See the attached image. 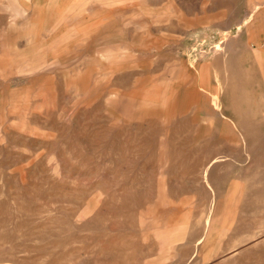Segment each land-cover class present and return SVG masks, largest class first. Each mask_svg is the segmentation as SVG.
Listing matches in <instances>:
<instances>
[{
	"label": "rangeland",
	"instance_id": "rangeland-1",
	"mask_svg": "<svg viewBox=\"0 0 264 264\" xmlns=\"http://www.w3.org/2000/svg\"><path fill=\"white\" fill-rule=\"evenodd\" d=\"M5 1L7 13L0 12V54L7 55L12 63L17 62L14 56H21L19 63L23 58L30 61L38 53L23 50L26 45L20 37L21 26L27 22L44 23L42 19L34 21L30 13L36 6L42 8L45 0H39L40 5H35L34 0ZM249 2L144 0L145 8L162 11V15L158 20H134L135 25L149 31V35L132 44L131 55L137 67L131 70L128 80L95 92L97 103L93 102L94 96H88L74 105L76 93L66 90L65 80L71 76L68 72L72 64L98 56L90 47L99 45L100 32L89 37L90 47L63 55L69 57L65 64L52 63V55L47 53L44 56L49 65L38 73H12L4 81L0 77V111L6 118V123L0 125V264H264V126L259 137L253 136L252 140V135L243 132L244 148L235 146L240 143L236 139V118L229 104H218L219 116L232 121L233 129L225 147L231 156L217 166L213 159L221 149L210 146L217 137L215 131L210 143L200 142L199 129L210 119V114L202 111L205 101L199 98L193 106L186 100L189 90L199 89V77L192 86L176 88L177 104H131L129 108L124 104L129 94L138 95L133 79L146 83L152 80L159 86L176 63L187 77L196 76L197 53L232 37L242 22L241 39L233 46L237 49L235 57L228 61L239 64L234 66L235 72L242 69V84L254 97L249 96L253 107L262 103L257 107L264 108L261 66L252 51L256 45L264 49V32L256 26L255 7ZM258 7L262 9L264 4ZM62 14L53 9L46 21H52V26L68 25L67 20L58 19ZM253 22L252 28L261 32L248 36L247 25ZM132 24L122 26L117 20L115 26H108L109 43L129 41L126 34ZM221 25L228 28V34L219 30ZM41 38L37 37L35 44L42 42V48L53 39ZM210 54L205 61H212L211 51ZM187 59L189 67L184 65ZM216 61L213 59V63ZM210 79L211 86H216L215 79ZM43 88L52 90L54 99L50 105L39 104L40 97L29 104L13 100L15 104H6L4 89L8 94ZM111 88L119 103L108 115L103 107ZM1 116L0 123L4 118ZM19 122L28 130L14 126ZM163 139L167 142L166 169L160 166L159 157ZM220 168L228 170L229 175L226 181L217 183ZM159 178L164 182L166 203L158 194ZM236 178L243 181L241 210L231 227L217 224L220 231L208 233L212 191L216 205ZM177 227V231L167 233L171 236L169 242L164 243L156 235L160 230Z\"/></svg>",
	"mask_w": 264,
	"mask_h": 264
},
{
	"label": "bare ground",
	"instance_id": "bare-ground-1",
	"mask_svg": "<svg viewBox=\"0 0 264 264\" xmlns=\"http://www.w3.org/2000/svg\"><path fill=\"white\" fill-rule=\"evenodd\" d=\"M136 1L137 0H48L46 2V0H45L42 8H38V6H36L34 9H32V11L30 13V16L32 17V19H34V21H36L37 19L38 20L42 19V20H44V23L42 25H39L36 22H32V23L27 22L21 26V29H23V30H22V33L20 34V37L23 38L24 43L26 45V48L23 50L26 51V49H31L28 51H30V52L33 51L34 53H38V55L32 57L30 59V61H27L28 60L27 59L28 56H27V57H25L27 60H25L23 58L20 63H19V60L21 59V56L19 58L14 56V59L17 60V62L12 63L10 61L12 59L7 58V55L0 54V60L1 59L4 60L3 62L0 61V77H1V80L4 81L5 80L4 78L5 77L7 78V76L9 74H12V73L19 74V75L24 74V73L25 74L38 73V71H40L42 68H45L46 65H49V62L47 63L46 56H44V54H47V53H51L52 63H60V64L64 63L65 64V62L68 60L69 57H65L63 55H65L66 53H68L70 51L72 52V50H82V49H84L85 46L90 47L91 43L89 42V40H90L89 37H92V36L96 37L99 35V32H100L102 36L100 38L99 45L96 47L94 44H92V47H90L92 49V52H94L98 56L92 57V58L85 57L82 59V61H79V62L77 61L75 63L73 62L74 63V64H72L73 69L68 72L71 74L70 78L65 76V77H67L66 79H68V80H65L66 90L71 92V94H72V92L76 93L74 99L77 101L75 102L74 105L79 104L80 102L85 100V98H87L88 96L89 97L94 96L93 102H95V103H97V101L99 102L98 94L95 92H100V89L101 90H104V89L108 90L112 85L114 86L118 82L128 80L129 77L131 76V70H134L137 67V64H136L137 62L135 60L136 58H134L133 55H131L134 53V50L132 48V44L133 45L135 44V42H136L135 39H139L143 35H149V33H148L149 31H147L143 25L142 26L135 25L134 20H136V21L137 20H143L144 21L146 19L158 20L159 17L162 15V11L161 12L160 11L155 12V11H152V10L145 8L143 6L144 0H138L137 3H135V5L138 6L136 9L134 6V2H136ZM33 3L35 5H37V4H39V0H34ZM115 7H117V8H115ZM254 7H255V5H253L252 8H254ZM50 8L52 10L55 9L56 11L63 12L64 14L66 13L67 14L66 16H64V14L59 15L58 19L64 20V21L67 20L68 25L56 24V25L52 26L51 25L52 21L50 23H49V21H46L48 19V16L52 13V10ZM252 10H255V8ZM10 16H12V15H10ZM163 16H166V15H163ZM166 17L172 18L171 15H168ZM117 20L119 22H121L122 26L128 25L129 22H131V21L133 22L131 27L128 28V29H130L129 33H131V34H129V33L126 34V35H129L130 40L124 41V42L122 41L120 43L118 41V44H110L109 39H108L109 35H110L108 31L110 29L108 28V26H115ZM253 24H254V22L247 25L245 32L247 33L248 36L258 35V34H260L259 32H261V31L258 32L257 29L252 28ZM160 26H161V24H160ZM237 26H238L237 32L232 37L228 36L222 42H219V43L215 44L213 47H211V49H208V50L202 49L201 52L197 53V55H198L197 59L199 60L198 61L199 64L196 67V72H197L196 76L189 78V77H187V75L185 73H183L181 71V69L178 68V63L172 64L173 67H170L169 70H167L165 77H163L164 80L162 81V84L159 86L156 84L157 82L153 84L152 80H151V82L146 83L144 81L141 82V79H133L135 92L138 95L131 96V94H129V96L124 101V104H127L128 108L131 104H141L142 106H145V105L147 106V105H151V104L153 106L155 104H158L159 106H168V105L177 104L176 88L178 86H180V87L192 86L193 84H195V82L198 80V77H199V84H200L199 89L193 90V88H192L191 90H189L187 92V94H189V95L191 94V95L190 96L188 95L186 100H187V104H189V105H193L197 101V99H199V98L203 99V101H205V102H207V101L209 102V104H206L205 102H203V104H201L202 111H203L204 115L210 114V119L212 122L209 121L210 119L208 118L209 120H208L207 124H205V126L200 127V129H199L200 133H201L200 142L202 143V145L205 143H210L209 142V140L211 139L210 135L213 131H215L217 137L214 140V142H212V144L210 146L212 148L218 147L221 149V150L218 149V151L215 154V158L213 159V162L216 161L217 166L222 164L224 160H226L227 158H230V156H231L230 153H226L225 147L227 146L226 144L228 143V140L230 139L229 134H230V132H232V129H233L231 127L232 121L224 118L223 116L222 117L219 116V113H218L219 111L217 109V107L219 106L218 104H229V107H231V110L233 111V114L236 118L235 124H237V129H238V132L236 133L237 134L236 139L240 143L235 144V146H239L240 148L243 147V141H246L245 137L243 135V132L246 135H252L250 137L252 140V138H254L253 136L259 137V134H260L261 129H262L261 126L262 127L264 126V108L262 106L257 107L262 103H258L256 107H253L251 99L249 98V96L251 94L246 92L245 87L242 84L243 83V73L241 71L242 69H240L238 72H235L234 66L239 65V64L237 62H235L236 64L233 65L234 60H233V62L228 61L229 59L232 60V58L235 57L234 52L237 49H234L233 46H234V43L237 39L238 40L241 39L239 35L243 32L242 31V22L237 24ZM65 28H66V30H65ZM62 29H64V31ZM219 30H222L221 32H227V34L229 31L227 27L222 26V25L219 26ZM261 30L264 32V29H261ZM190 34H191V32H190ZM37 37H42L45 39H51V38H53V39L50 41L48 40L49 42H47V43L45 42L46 47L42 48V47H40V45L42 46V42H40L41 44L39 46H37V42L35 44ZM115 40H119V39H115ZM78 46H80L81 48L79 49ZM144 47H146V46H144ZM255 48L256 49H254L252 51H253L254 56L257 57V61L259 60V62H260L261 73H262L261 77H262V80L264 82V66H262V63H264L262 60V58H264V54H263L264 49L260 45H256ZM144 49H146V48H144ZM120 50L123 51L122 55H119ZM146 50H148V49H146ZM139 51H141V50H139ZM210 51L213 54V59H215V58L218 59V61H216V63H213V59H212V61H210L212 63H210L209 61H205L206 56L208 57L211 55ZM189 54L192 55V53H189ZM240 59H241L240 65L242 67V59L243 58H240ZM195 62L196 61H193V65L196 64ZM200 62H203V63L200 64ZM186 63H189L188 59L185 61L184 65L189 67V65H187ZM13 68L17 69V71L11 72V71L7 70V69L13 70ZM211 77H213L215 79L216 86H211V82H212L210 79ZM138 81H139V83H138ZM155 81H157V80H155ZM35 85H37V84H35ZM128 86H130V85H128ZM167 88L169 89L168 90L169 95H166ZM35 90L36 89H34V90H28V89L23 90L22 89L18 93L12 92V93L7 94V90L4 89L3 92H6L4 94L7 96L6 104H15L12 102V100L17 101V102L22 103V104H29L30 101L36 97H40V100H39L40 103L39 104H44V105L49 104L50 105L51 103H53L54 97H53L51 89L43 88L42 90H37L36 92H35ZM112 90L113 89L111 88L105 97V99H106L104 102L105 106L102 105V107L104 106L103 108L107 109L108 115H112V108L114 107V104L119 103V99L116 98L115 96L113 97V94H112L113 91ZM122 92H124V91H122ZM16 94H18V95H16ZM116 96H117V94H116ZM250 97H252L254 99L253 96H250ZM70 99H71V97H70ZM255 100H257V98ZM101 102L102 101H100V103ZM159 106H158V108H159ZM84 107H86V106H84ZM146 108H148V107H146ZM261 108H263V109H261ZM204 109H205V112H204ZM206 109H207V111H206ZM88 110H90V108L87 109V111ZM138 113H140V112H138ZM229 113H231V111ZM0 114L2 115L1 117H4L2 122L0 123V125H4L6 123V118L1 111H0ZM169 114H170V112H169ZM158 115H159V113H158ZM178 115H179V113H178ZM227 115H228V113H227ZM17 125H20L19 127L22 130L23 129L28 130V128H26V125H23L22 122H19V123L15 124L14 126H17ZM136 130H138V129H136ZM44 131H45V129H44ZM138 132H139V130H138ZM166 143L167 142L165 139H163L162 143H160V146L163 148V150H161V152L159 153L160 166L162 167V169H166V167H167L166 165H168V162L166 159V158H168V153L166 151H164V149H166ZM230 146H231V144H230ZM94 158H96V157H94ZM129 167H130V165H129ZM258 168H260V167H258ZM137 172H138V170H137ZM220 173H221V175L217 179H215L217 183H222L228 179V175H229L228 170H226L224 168L223 169L220 168ZM240 179H242V177ZM158 180H160V181H158L159 182V185H158L159 193L158 194L161 197L160 201L162 203H166L168 201V199H166V196L164 193L165 191H164V187H163L164 186L163 185L164 184L163 179L159 178ZM214 193H216V192H214ZM215 197L216 196H213V191H212L211 199L213 202V208H212L211 221H210V224L208 227V233H211L213 231H220L218 229L217 224L225 226V227H231L232 226L233 221L235 220V218L237 216V213L239 212V210H241L240 208H241V204L243 201V181L240 182L239 179H237V178H236V180L232 181L229 184L227 191L222 195V198L219 201H217L216 205H214L215 204ZM156 200H159V199H157V197H156ZM159 208H160V206H159ZM178 228L179 227L170 229V231L160 230V231L156 232V235L162 241H164V243H166V242H169L171 239V236H169V234H167V233L174 231V230L177 231Z\"/></svg>",
	"mask_w": 264,
	"mask_h": 264
},
{
	"label": "crops",
	"instance_id": "crops-1",
	"mask_svg": "<svg viewBox=\"0 0 264 264\" xmlns=\"http://www.w3.org/2000/svg\"><path fill=\"white\" fill-rule=\"evenodd\" d=\"M241 1V0H240ZM2 3V4H1ZM250 6L255 3V10H254V16H255V20H256V26L258 28H264V8L260 9L258 6H260L261 4H264V0H250ZM5 4V5H4ZM7 6V1L5 0H1L0 1V12L1 13H7L6 8ZM7 20V17H5ZM212 25H208V27H211ZM205 28V27H204ZM264 37V36H263ZM264 39V38H263ZM262 39V40H263ZM252 43V42H251Z\"/></svg>",
	"mask_w": 264,
	"mask_h": 264
}]
</instances>
